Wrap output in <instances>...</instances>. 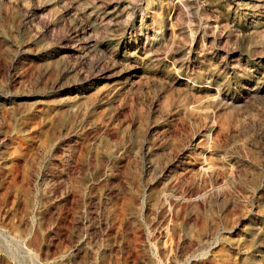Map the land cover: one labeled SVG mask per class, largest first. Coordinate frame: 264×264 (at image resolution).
Here are the masks:
<instances>
[{"label": "rangeland", "instance_id": "374dc122", "mask_svg": "<svg viewBox=\"0 0 264 264\" xmlns=\"http://www.w3.org/2000/svg\"><path fill=\"white\" fill-rule=\"evenodd\" d=\"M0 264H264V0H0Z\"/></svg>", "mask_w": 264, "mask_h": 264}, {"label": "bare ground", "instance_id": "6f19581e", "mask_svg": "<svg viewBox=\"0 0 264 264\" xmlns=\"http://www.w3.org/2000/svg\"><path fill=\"white\" fill-rule=\"evenodd\" d=\"M207 138H208V141L211 140V131L208 132Z\"/></svg>", "mask_w": 264, "mask_h": 264}]
</instances>
